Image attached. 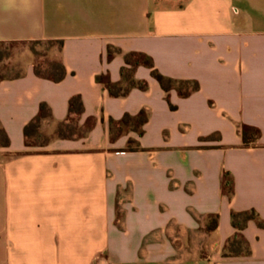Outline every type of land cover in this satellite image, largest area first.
Segmentation results:
<instances>
[{
  "label": "crops",
  "instance_id": "obj_1",
  "mask_svg": "<svg viewBox=\"0 0 264 264\" xmlns=\"http://www.w3.org/2000/svg\"><path fill=\"white\" fill-rule=\"evenodd\" d=\"M31 40L62 41L66 74L0 80V264H264V227L230 218L264 221V0H0V42ZM132 52L147 85L112 96L99 77ZM41 103L47 139L27 144ZM236 234L248 251L225 255Z\"/></svg>",
  "mask_w": 264,
  "mask_h": 264
},
{
  "label": "trees",
  "instance_id": "obj_2",
  "mask_svg": "<svg viewBox=\"0 0 264 264\" xmlns=\"http://www.w3.org/2000/svg\"><path fill=\"white\" fill-rule=\"evenodd\" d=\"M56 43L57 48H59L62 44V41L57 40H31V41H15L13 43ZM0 43H11V42H0ZM35 54V61L31 63L33 72L40 77L47 78L53 81H60L65 77L66 70L61 61H59L57 58L52 57L48 59L47 61H43L38 58V52L33 51ZM109 53L111 51L109 50ZM10 51H8V48L6 49H0V61H3L9 57ZM125 61L129 65V67H123L121 69V81L112 83L110 81H104L102 77H99L100 81H102L103 86L108 90V92L112 96H121L125 95L132 87H138L141 89H144L146 87V82L137 80L133 77V69L135 65L138 64H148L151 65V58L148 57L145 54L142 53H128L125 55ZM152 75L160 82L163 88L168 89L171 86H173L176 81L163 76L158 71L153 70ZM20 76V75H19ZM18 77V76H14ZM4 78H13V77H1L0 80ZM182 83V82H181ZM186 84H190V82H184ZM192 89L197 88V83L192 82ZM82 101L79 96H73L69 100V114H80L82 112ZM141 112L138 116V121L142 122L146 119V117ZM51 112L48 106L45 103H41L39 106V112L38 114L31 119L27 125L24 127V135L26 143L28 144L30 140H34L35 142L42 139V142L39 144H42L46 141V137L40 133L38 127L40 124V121L43 118L50 117ZM122 122L126 121H136V118L130 117L129 115H125L122 120ZM62 125L59 127V133L62 132ZM258 130L255 128H251L248 126H242L241 128V135L243 139V143L246 144L249 141L255 139L258 136ZM9 143V138L7 134L5 133L4 129L0 125V145L7 146ZM37 143V142H36ZM223 188L228 193H232V176L229 172H224L223 174ZM231 223L235 227V229L238 231H241L247 222L249 220H257V223L259 226L264 227V221L260 220L258 218V214L254 209H249L246 211H233L230 215ZM217 225V215H212L211 220L208 225V229H215ZM247 252V246L246 242L242 238V236L236 234L226 245L225 248V255L228 254H237L240 252Z\"/></svg>",
  "mask_w": 264,
  "mask_h": 264
},
{
  "label": "rangeland",
  "instance_id": "obj_3",
  "mask_svg": "<svg viewBox=\"0 0 264 264\" xmlns=\"http://www.w3.org/2000/svg\"><path fill=\"white\" fill-rule=\"evenodd\" d=\"M10 51L7 59L0 61V76L1 77H14L21 75L25 68L35 61V54L33 51L38 52V58L47 61L52 57H56L55 50L56 43H0V49ZM34 140H32V143ZM38 144L42 139L36 141Z\"/></svg>",
  "mask_w": 264,
  "mask_h": 264
}]
</instances>
